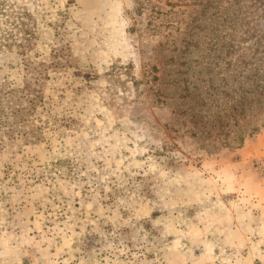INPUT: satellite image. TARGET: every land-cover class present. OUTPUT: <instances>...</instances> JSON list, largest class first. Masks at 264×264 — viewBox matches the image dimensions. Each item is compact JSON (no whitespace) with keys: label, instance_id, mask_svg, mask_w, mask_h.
I'll return each instance as SVG.
<instances>
[{"label":"rangeland","instance_id":"374dc122","mask_svg":"<svg viewBox=\"0 0 264 264\" xmlns=\"http://www.w3.org/2000/svg\"><path fill=\"white\" fill-rule=\"evenodd\" d=\"M7 5L0 264H264V0Z\"/></svg>","mask_w":264,"mask_h":264},{"label":"trees","instance_id":"16d2710c","mask_svg":"<svg viewBox=\"0 0 264 264\" xmlns=\"http://www.w3.org/2000/svg\"><path fill=\"white\" fill-rule=\"evenodd\" d=\"M9 0H0V51L3 49H10L12 46H15L16 48H23L22 42H14L12 40L13 32L14 30L16 32H24L25 40H28L29 37V30L27 29V25L24 22V17H29V15L25 12H19L16 13L10 12V7L7 5ZM1 25L7 27L6 30H8V27L11 29L8 32L5 31ZM7 32V33H6ZM23 39V38H22ZM21 40V39H20ZM9 41V42H8ZM22 41V40H21ZM4 88L6 86L1 85L0 86V94L5 93ZM254 94L245 99L244 102V110H237V107L234 108V119H235V126L238 127V121L237 117L238 115H241V113L247 111V117L249 119L252 118L253 120H256L258 116H260L262 111H264V84L261 86L260 90H254ZM1 114V112H0ZM245 117V116H243ZM255 124L251 125L250 133L248 136H251V134L257 132L260 127H262V124H259L256 126V121H254ZM244 141L243 134L240 132L237 133L234 137V145L236 147H240Z\"/></svg>","mask_w":264,"mask_h":264}]
</instances>
